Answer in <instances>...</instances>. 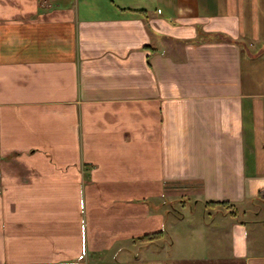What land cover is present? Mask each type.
<instances>
[{
  "label": "crops",
  "instance_id": "crops-1",
  "mask_svg": "<svg viewBox=\"0 0 264 264\" xmlns=\"http://www.w3.org/2000/svg\"><path fill=\"white\" fill-rule=\"evenodd\" d=\"M0 162V264H264V0H0Z\"/></svg>",
  "mask_w": 264,
  "mask_h": 264
},
{
  "label": "rangeland",
  "instance_id": "rangeland-1",
  "mask_svg": "<svg viewBox=\"0 0 264 264\" xmlns=\"http://www.w3.org/2000/svg\"><path fill=\"white\" fill-rule=\"evenodd\" d=\"M175 188V191L168 196V199L170 201L169 207L172 213L168 215V222L166 225L167 236L155 239V241L157 242H154L153 244L150 243V248H148V250L159 251V253H163V251L165 250V253H163L164 255H166L170 250L171 256H173L174 254L177 255L179 253L189 254L201 250V248H197V246L200 245L198 241H196L197 238L192 234H189L190 230L184 227H180L181 223L174 225V217H176L177 215H185L187 220L189 218L188 223H191L192 218L201 216V212L203 211L198 209V205L194 203V197H196V195L194 194V191L191 187L180 185ZM182 199H185L184 201L186 202H183ZM185 203L186 208H183L182 204ZM224 208H226L231 214H234L240 219L244 220H253L256 218L264 217V203L260 200L254 203L246 202L240 205L238 204L235 206H227ZM179 209L180 211L182 210V213H179ZM184 224L186 225V222ZM174 228H177V232L173 230ZM172 241L175 242V245L174 248L171 249ZM124 255H126V253H120L118 255V258L119 256L121 257ZM111 262L112 261H110V259H103L102 261H99L98 264H110Z\"/></svg>",
  "mask_w": 264,
  "mask_h": 264
},
{
  "label": "trees",
  "instance_id": "trees-1",
  "mask_svg": "<svg viewBox=\"0 0 264 264\" xmlns=\"http://www.w3.org/2000/svg\"><path fill=\"white\" fill-rule=\"evenodd\" d=\"M252 202V201H251ZM213 204H221L223 206H235L234 204H231L230 202H212ZM254 203V202H252ZM234 215V214H233ZM164 236V232L163 231H159V232H155V233H149V234H145V235H142L140 237H138L137 239L139 240H143V241H152V240H155V239H159L161 237Z\"/></svg>",
  "mask_w": 264,
  "mask_h": 264
},
{
  "label": "built area",
  "instance_id": "built-area-1",
  "mask_svg": "<svg viewBox=\"0 0 264 264\" xmlns=\"http://www.w3.org/2000/svg\"><path fill=\"white\" fill-rule=\"evenodd\" d=\"M0 165H1V162H0Z\"/></svg>",
  "mask_w": 264,
  "mask_h": 264
}]
</instances>
